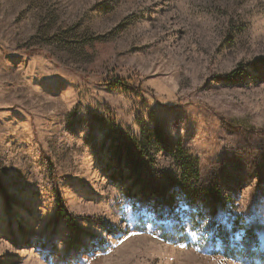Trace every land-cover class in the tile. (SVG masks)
I'll use <instances>...</instances> for the list:
<instances>
[{
    "label": "rangeland",
    "instance_id": "374dc122",
    "mask_svg": "<svg viewBox=\"0 0 264 264\" xmlns=\"http://www.w3.org/2000/svg\"><path fill=\"white\" fill-rule=\"evenodd\" d=\"M263 60L264 0H0V264H243L134 230L109 148L157 125L264 228Z\"/></svg>",
    "mask_w": 264,
    "mask_h": 264
},
{
    "label": "trees",
    "instance_id": "16d2710c",
    "mask_svg": "<svg viewBox=\"0 0 264 264\" xmlns=\"http://www.w3.org/2000/svg\"><path fill=\"white\" fill-rule=\"evenodd\" d=\"M244 72L239 65L223 78L228 80ZM122 133H114L109 148V160L114 165L111 177L115 182L129 181L130 188L140 186L136 188L138 196L154 204L150 205V213L143 208L133 214L134 230L149 231L167 242L195 246L243 264H264V228L253 220L242 219L233 206L229 208L233 204L221 195L218 184H202L197 160L180 144L171 149L157 125L140 131L139 136ZM162 150L171 154L175 170L163 177L167 184L147 176ZM175 200L181 206L176 207ZM57 214L75 229L73 217L65 208L59 206Z\"/></svg>",
    "mask_w": 264,
    "mask_h": 264
}]
</instances>
